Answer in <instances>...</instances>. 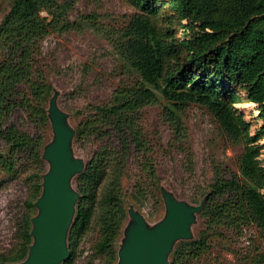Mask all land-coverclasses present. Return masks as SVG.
Listing matches in <instances>:
<instances>
[{
  "label": "trees",
  "instance_id": "1",
  "mask_svg": "<svg viewBox=\"0 0 264 264\" xmlns=\"http://www.w3.org/2000/svg\"><path fill=\"white\" fill-rule=\"evenodd\" d=\"M133 8L118 28H100L124 64L138 79L116 89L108 102L88 105L75 128V139L99 145L73 176L78 197L66 235L74 264L76 246L95 232L91 260L116 264L117 239L127 218L122 179L131 153L140 176L130 196L137 201L159 190L151 149L139 127V111L158 102L173 108L204 107L232 142L242 146L237 172L222 169L209 185L197 215L205 230L196 238L174 242L167 264H194L209 250V237L221 227L238 231L253 225L264 243V0H128ZM67 12L57 0H9L0 21V171L27 186L25 212L12 248L0 253V264L21 263L32 244L31 218L42 193L45 133L53 87L41 60L43 40L68 27ZM93 16V15H92ZM180 31V37L175 33ZM256 105L261 125L250 132L235 104ZM24 112L35 129L29 134L10 122ZM168 120L178 124L174 111ZM177 129L179 126L177 125ZM200 203V202H199ZM254 264H264V250Z\"/></svg>",
  "mask_w": 264,
  "mask_h": 264
},
{
  "label": "rangeland",
  "instance_id": "2",
  "mask_svg": "<svg viewBox=\"0 0 264 264\" xmlns=\"http://www.w3.org/2000/svg\"><path fill=\"white\" fill-rule=\"evenodd\" d=\"M57 1L66 10L69 25L62 31L52 32L43 40L41 60L53 87L54 104L63 114L65 126L75 131L88 105L108 102L116 89L138 79L106 37L93 29L85 17L91 15L100 28L113 29L124 24L133 8L128 0ZM8 7L9 0H0V21ZM180 36V31H177L175 37ZM235 107L250 123V132L253 133L261 125L257 119L256 105L244 101L235 104ZM165 108L174 111L179 119L178 124L168 120ZM10 122H14L22 131L35 133L21 110H15ZM138 124L151 149L159 190L154 197L148 196L139 201L131 198L132 186L140 176L136 153H131L122 179L127 218L117 239L118 250L127 239V230L134 224L128 213L130 210L142 217L146 228L152 229L165 217V195L176 203L198 205L222 169L238 171L237 158L242 149L241 145L224 135L209 112L198 104L191 103L178 110L158 96L156 104L139 111ZM53 138L50 125L45 133V145L52 143ZM98 145L99 142L94 139L83 141L72 137L69 144L71 158L84 165ZM5 150V145L0 141V151ZM49 168L47 163L46 172ZM69 186L75 191L73 177ZM26 196L23 174L9 178L0 171V253L12 248L16 242L17 228L25 212ZM204 230L202 218L194 214L188 228L189 237L175 243L196 238ZM214 232L209 237L207 254L194 264H254L255 256L264 250V243L253 225L243 226L238 231L221 227ZM95 238V232H90L78 242L74 264H89L92 259L91 244ZM172 250L173 245L170 253ZM91 264H100V261L93 259Z\"/></svg>",
  "mask_w": 264,
  "mask_h": 264
},
{
  "label": "water",
  "instance_id": "3",
  "mask_svg": "<svg viewBox=\"0 0 264 264\" xmlns=\"http://www.w3.org/2000/svg\"><path fill=\"white\" fill-rule=\"evenodd\" d=\"M50 125L54 133L52 143L44 146L43 159L49 170L42 176V193L35 201L36 214L31 218L32 244L26 259L16 264H61L69 256L66 235L78 194L70 189L71 178L83 170L80 162L71 158L69 144L74 131L63 122V114L56 108L54 98L48 107ZM165 217L154 228H146L142 217L130 210L134 224L127 230V239L118 250L116 264H167L172 245L189 237L188 228L196 206L176 203L163 197ZM14 264V263H1Z\"/></svg>",
  "mask_w": 264,
  "mask_h": 264
}]
</instances>
